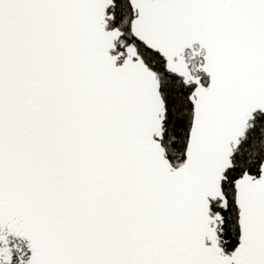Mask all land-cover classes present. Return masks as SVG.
Segmentation results:
<instances>
[{
    "label": "snow or ice",
    "instance_id": "1",
    "mask_svg": "<svg viewBox=\"0 0 264 264\" xmlns=\"http://www.w3.org/2000/svg\"><path fill=\"white\" fill-rule=\"evenodd\" d=\"M0 264H264V0H0Z\"/></svg>",
    "mask_w": 264,
    "mask_h": 264
}]
</instances>
